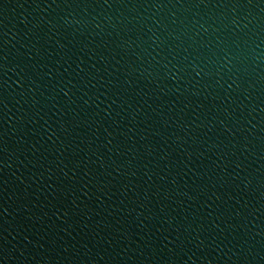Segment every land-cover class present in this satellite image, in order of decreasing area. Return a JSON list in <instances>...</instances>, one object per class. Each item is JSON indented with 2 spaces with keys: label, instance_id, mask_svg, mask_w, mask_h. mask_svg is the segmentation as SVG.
Returning a JSON list of instances; mask_svg holds the SVG:
<instances>
[{
  "label": "water",
  "instance_id": "water-1",
  "mask_svg": "<svg viewBox=\"0 0 264 264\" xmlns=\"http://www.w3.org/2000/svg\"><path fill=\"white\" fill-rule=\"evenodd\" d=\"M0 264H264V0H0Z\"/></svg>",
  "mask_w": 264,
  "mask_h": 264
}]
</instances>
